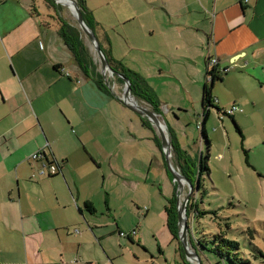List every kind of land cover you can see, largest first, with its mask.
<instances>
[{"label":"crops","instance_id":"0c3cea01","mask_svg":"<svg viewBox=\"0 0 264 264\" xmlns=\"http://www.w3.org/2000/svg\"><path fill=\"white\" fill-rule=\"evenodd\" d=\"M152 1L86 4L96 21V36L114 59L123 62L117 52L119 28L129 48L143 52L138 67L126 66L145 79L161 111L166 108V124L193 154L195 147L166 118L168 112L186 113L191 102L184 96L181 103L168 101L167 107L156 83L163 74L171 88L179 89L183 79L171 62L163 66L153 60L175 54L189 65L195 58L205 63L211 55L217 57L218 69L261 66L264 75V0ZM51 14L43 0H0V264H97L96 250L93 255L87 250L96 242L80 234L109 226L98 220L112 216L108 193L102 194L105 211L98 215V175L103 181L109 173L131 179L137 190L140 175L144 181L148 176L147 158L151 161L156 152L163 156L141 122L145 116L124 106L115 88L116 96L80 70ZM200 66L197 73L206 72V64ZM200 82L204 84L205 73L196 86ZM199 108L196 117L202 113L201 99ZM41 149L48 160L60 163L61 171L37 173L39 162L28 156ZM85 202L95 211L86 210ZM81 222L86 229L78 228Z\"/></svg>","mask_w":264,"mask_h":264},{"label":"rangeland","instance_id":"374dc122","mask_svg":"<svg viewBox=\"0 0 264 264\" xmlns=\"http://www.w3.org/2000/svg\"><path fill=\"white\" fill-rule=\"evenodd\" d=\"M48 6L51 10H56ZM62 7L59 13L64 18L73 21L74 17L69 7L66 5ZM118 31L117 52L123 57V63L125 66L130 63L138 67L139 55L143 52L129 48L123 38L122 29L119 28ZM87 44L91 53L94 54L88 41ZM93 58L96 60L95 54ZM153 61L162 63L163 66L171 62L175 75L177 71L178 76L183 79L181 88L178 89V86L171 88L167 77L163 74L156 76L162 102H165L168 107V101L181 103L184 96L191 102L187 106L186 113L178 112L174 117L168 112L166 117L168 123L179 127L181 135L185 136L184 141L192 149L195 147L194 151H190L193 152L191 155L197 157L200 151L203 154L206 153L205 141L201 137L200 130L202 113L198 117L195 114L201 111L199 106L203 85L200 82L196 86L195 80L202 75V81H204L205 73L203 70L202 74L200 72L198 74L196 69L199 65L201 69L205 68L204 58H195L193 62L189 61V65H187V60L183 62L180 58L177 59L175 54ZM235 65L222 75L225 78L223 82L215 79L211 93L214 105L217 106L216 103H218L220 108H227L234 101L238 108H241V111L233 113V117L240 128L242 137L236 131L228 115H221V113L218 115L215 107L209 108L210 114L204 127L211 142L207 161L210 172L208 175L204 174L202 181L206 194L199 193L197 199L201 208L215 210L216 215L207 214L196 221L193 220L192 213L187 216L185 209V221L186 225L197 223L201 234L204 232H208L209 235L215 232L223 233L225 230L228 238L239 242L244 256L252 259L253 254L257 255L252 246L264 251V75L260 72L261 66L254 70V68H238V64ZM107 79L112 81L109 83L110 86L115 88L120 96L124 87L123 83L115 81L112 75H107ZM207 84L209 85V82ZM191 105H194L195 109ZM165 109L162 108V115L166 113ZM162 115L160 118L163 123H166ZM148 131L151 132L149 129ZM174 167L180 172L178 166L174 165ZM144 171L148 172V176L144 181L140 175L137 190L131 179L121 180L106 173L107 178L103 181L102 176L98 175V183L101 185L99 184L94 194L101 209L98 215L105 211L102 194H109L106 198L110 197L112 206V216L107 219L99 216L98 220L109 222V226L104 231L96 229L91 235L82 232L80 234V237L83 235L90 241L96 242V246L89 243L87 250L88 252L92 250V255L96 250L97 264H176L182 263L184 259L190 262L179 240V229L176 226L178 223L171 226L166 211V208H170L173 195L176 199L177 196L180 200L183 199L188 191L187 183H183L182 191L180 190L178 195L177 187L174 188V180L168 175L165 160L157 152L151 161L150 157L147 158ZM104 188L108 189L107 192ZM195 191H191L189 198L192 194V197H195ZM144 210L147 212L146 216L142 215ZM225 221L229 222V228L225 227ZM85 225L81 222L78 228L86 229ZM116 225L125 235L117 233ZM102 234L104 236L100 237ZM127 234L130 235L132 241L126 237ZM99 237L100 241L97 239ZM201 257L202 264H209L205 256ZM208 258L210 261L213 259L211 256ZM217 264L230 263L224 261Z\"/></svg>","mask_w":264,"mask_h":264},{"label":"trees","instance_id":"16d2710c","mask_svg":"<svg viewBox=\"0 0 264 264\" xmlns=\"http://www.w3.org/2000/svg\"><path fill=\"white\" fill-rule=\"evenodd\" d=\"M48 5L53 8H56L55 11L52 10V14L49 16L53 20L56 21L57 30L60 36L62 37L64 43L73 54L75 61L80 68V70L87 76L93 79L101 89L108 91V87L104 83L102 76L98 69V63L94 61L93 55L90 51V48L87 44V40L84 34L81 32L77 21L74 19L70 21L64 18L60 13L63 7L60 3L55 2V0H44ZM77 6L79 7L82 16L88 25V27L95 33L96 28V21L92 14V11L86 4V0H76ZM104 53L109 65L116 70L117 72L121 73L125 76L130 83V90L131 93L140 101L145 102L148 104L151 109L157 113H161L160 103L159 100L156 98L154 92L151 90L145 79L136 71L128 68L125 64L119 60L114 59L110 55V50L104 47ZM210 55L206 57V72H205V79L202 86V94H201V101H202V122H201V137L205 141L206 146V153L203 154L202 151L199 152L198 156L191 155L185 149H183L174 133V131L167 125L168 132L171 139V152H172V164L179 167L180 173L183 174L189 181L192 183V191H195L196 187V180L198 179V188L195 191V197L192 196L189 198L188 203L186 204V214L189 216L192 213L193 220H200V218L207 216V214L216 215L215 210L205 209L204 207L201 208L199 206V201L197 199V195L201 193L202 195L206 194L204 186L202 184L204 174H209L210 169L208 166V158H209V148H210V140L206 134L204 124L208 117L209 108L215 107L218 109V112L223 115L225 114L222 109L218 108L214 105V98L211 93L213 89L214 79L222 80V76H217L214 74V71L218 70L217 66L209 69L208 68V60ZM221 74L226 73V69H220ZM211 75V79L209 80V85L207 84V78ZM113 79L118 83H123L120 77L117 75H112ZM213 78V79H212ZM109 83H112L111 80H108ZM234 124L236 131L241 135L240 128L236 123L233 115H228ZM141 122L148 127L153 133V139L155 140L157 146L161 149V143L158 135L155 133L154 128L150 124V122L145 117H140ZM42 156L48 163H55L58 167V171H61V165L55 160H48L46 157V153L43 149ZM246 153V152H245ZM168 172V171H167ZM168 175L172 179L171 174L168 172ZM174 188H176V183L174 182ZM84 208L90 212H94L95 208L90 202L84 203ZM168 213V222L171 226L177 222V209H176V198L173 195V198L170 200V208H166ZM224 225L226 228H229V222L225 221ZM177 229L178 225L176 224ZM117 227V225H116ZM200 228H198L197 223L195 225L190 224L188 225V243L190 248L195 251L198 256H205L208 260L209 264H217L224 261H229L230 264H255L257 261L258 264H264V251L261 249H257L255 246L254 251H256L257 255L253 254V258L250 259L248 256H244V254L240 250V245L237 240L228 238L226 236V231L224 232H215L212 234H208V232L199 233ZM116 231L120 234L122 231L117 227ZM251 235V234H250ZM126 237L132 241L130 235H126ZM252 237V235H251ZM208 256H211L213 259L209 260ZM252 256V255H251ZM254 259V260H253ZM256 263V264H257ZM176 264H191L187 260L184 259L182 263ZM202 264V260H201Z\"/></svg>","mask_w":264,"mask_h":264},{"label":"water","instance_id":"95a60500","mask_svg":"<svg viewBox=\"0 0 264 264\" xmlns=\"http://www.w3.org/2000/svg\"><path fill=\"white\" fill-rule=\"evenodd\" d=\"M60 0H55V2L59 3ZM69 1V10L72 13L74 19L77 21V24L81 30V32L84 34L86 40L89 42L90 46L94 50V54L97 57L98 64H99V72L102 76V79L106 86L108 87V90L114 94L113 87L110 86L108 79H107V73L110 75L114 74L121 78V80L124 83L123 91L121 96H115L120 100V102L129 108L130 110L136 112L140 116H145L147 120L150 122L152 127L154 128L155 132L159 135L160 143L163 151V156L166 164L167 171L171 174L172 179L176 183V190L179 195V186L180 181L187 183V193L183 197L182 200H180L177 196L176 199V209H177V223H178V229H179V240L181 243V246L184 250L186 258L190 261L191 264H201V260L198 256V254L193 251L188 243L187 238V230L188 225H186L185 221V206L189 199V195L192 191V183L189 181L183 174H181L179 171L176 170L174 165L172 164V161L170 159L171 157V139L168 132V129L166 128V123H163L160 116L162 113H157L151 109L145 102L137 100V98L131 93L130 90V83L129 80L123 76L121 73L114 70L108 63L105 53H104V46L99 41L96 34L88 27L86 24L82 13L77 6L76 0H65ZM61 4V3H60ZM107 72V73H106ZM130 98V100H127L126 98ZM162 124H164L165 130L162 128ZM198 179L196 180V187L195 190L198 188Z\"/></svg>","mask_w":264,"mask_h":264},{"label":"built area","instance_id":"2783aa9c","mask_svg":"<svg viewBox=\"0 0 264 264\" xmlns=\"http://www.w3.org/2000/svg\"><path fill=\"white\" fill-rule=\"evenodd\" d=\"M217 62H218L217 57L210 55V58H209L208 63H207L208 68L212 69V68L216 67ZM222 111L225 114L233 115L234 112L241 111V108H238V106L235 103H233L229 107L223 108ZM221 115H223V114H221ZM28 159L32 160V161L39 162V166L37 168V173L40 175L49 176V175L57 174L59 172L58 167L55 163H48L43 158L41 150H37L36 152H33L32 154H30L28 156ZM120 235H125V234L123 232H121Z\"/></svg>","mask_w":264,"mask_h":264},{"label":"bare ground","instance_id":"6f19581e","mask_svg":"<svg viewBox=\"0 0 264 264\" xmlns=\"http://www.w3.org/2000/svg\"><path fill=\"white\" fill-rule=\"evenodd\" d=\"M59 3H61V5H66V6H68L69 7V5H70V3H69V1H65V0H60L59 1ZM108 75H110L109 73H108ZM113 75V74H112ZM123 85H124V83H123ZM122 95V92L120 93V96ZM127 100H130V98L128 97V98H126ZM165 126H164V124H162V128L165 130V128H164ZM183 181L181 180L180 181V186H179V189L182 191V188H183Z\"/></svg>","mask_w":264,"mask_h":264},{"label":"flooded vegetation","instance_id":"af4514ba","mask_svg":"<svg viewBox=\"0 0 264 264\" xmlns=\"http://www.w3.org/2000/svg\"><path fill=\"white\" fill-rule=\"evenodd\" d=\"M221 70L220 69H218V70H216V71H214V74H216L217 76H222L223 74H221V72H220ZM211 79V75L210 76H208V78H207V82H209V80ZM213 79V78H212ZM212 81H214V83H215V79L214 80H212ZM209 110V109H208Z\"/></svg>","mask_w":264,"mask_h":264}]
</instances>
